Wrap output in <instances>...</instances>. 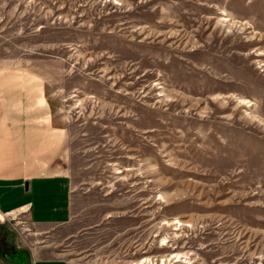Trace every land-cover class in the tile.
I'll return each instance as SVG.
<instances>
[{"label": "rangeland", "instance_id": "rangeland-1", "mask_svg": "<svg viewBox=\"0 0 264 264\" xmlns=\"http://www.w3.org/2000/svg\"><path fill=\"white\" fill-rule=\"evenodd\" d=\"M63 129L65 224L0 216V264H264V0H0V70ZM12 212V211H11Z\"/></svg>", "mask_w": 264, "mask_h": 264}, {"label": "crops", "instance_id": "crops-1", "mask_svg": "<svg viewBox=\"0 0 264 264\" xmlns=\"http://www.w3.org/2000/svg\"><path fill=\"white\" fill-rule=\"evenodd\" d=\"M62 139L38 77L0 70V214L24 212L36 225L71 220L70 177L54 166ZM31 264L86 263L57 256L42 244Z\"/></svg>", "mask_w": 264, "mask_h": 264}, {"label": "built area", "instance_id": "built-area-1", "mask_svg": "<svg viewBox=\"0 0 264 264\" xmlns=\"http://www.w3.org/2000/svg\"><path fill=\"white\" fill-rule=\"evenodd\" d=\"M9 213H11V212H9ZM8 212H6V213H2L3 215H7V214H9Z\"/></svg>", "mask_w": 264, "mask_h": 264}, {"label": "bare ground", "instance_id": "bare-ground-1", "mask_svg": "<svg viewBox=\"0 0 264 264\" xmlns=\"http://www.w3.org/2000/svg\"><path fill=\"white\" fill-rule=\"evenodd\" d=\"M16 211H12L11 213L13 214V213H15ZM0 216H2V214H0ZM1 218V217H0Z\"/></svg>", "mask_w": 264, "mask_h": 264}]
</instances>
